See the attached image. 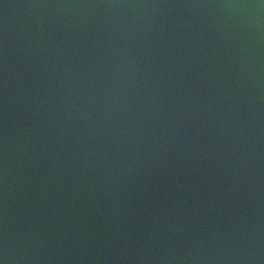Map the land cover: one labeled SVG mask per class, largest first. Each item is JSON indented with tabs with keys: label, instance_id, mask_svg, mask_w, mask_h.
Instances as JSON below:
<instances>
[{
	"label": "water",
	"instance_id": "1",
	"mask_svg": "<svg viewBox=\"0 0 264 264\" xmlns=\"http://www.w3.org/2000/svg\"><path fill=\"white\" fill-rule=\"evenodd\" d=\"M0 264H264V0H0Z\"/></svg>",
	"mask_w": 264,
	"mask_h": 264
}]
</instances>
